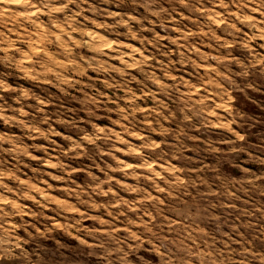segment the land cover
Instances as JSON below:
<instances>
[{"label":"rangeland","instance_id":"rangeland-1","mask_svg":"<svg viewBox=\"0 0 264 264\" xmlns=\"http://www.w3.org/2000/svg\"><path fill=\"white\" fill-rule=\"evenodd\" d=\"M0 264H264V0H0Z\"/></svg>","mask_w":264,"mask_h":264},{"label":"bare ground","instance_id":"bare-ground-1","mask_svg":"<svg viewBox=\"0 0 264 264\" xmlns=\"http://www.w3.org/2000/svg\"><path fill=\"white\" fill-rule=\"evenodd\" d=\"M42 13V12H41Z\"/></svg>","mask_w":264,"mask_h":264}]
</instances>
